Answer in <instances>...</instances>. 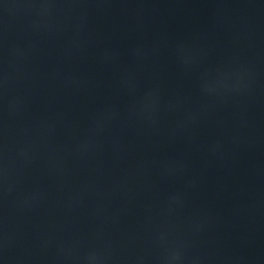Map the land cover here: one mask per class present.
Listing matches in <instances>:
<instances>
[{"label": "water", "instance_id": "95a60500", "mask_svg": "<svg viewBox=\"0 0 264 264\" xmlns=\"http://www.w3.org/2000/svg\"><path fill=\"white\" fill-rule=\"evenodd\" d=\"M0 196L264 264V0H0Z\"/></svg>", "mask_w": 264, "mask_h": 264}]
</instances>
